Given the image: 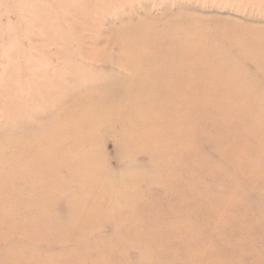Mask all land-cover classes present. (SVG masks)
Here are the masks:
<instances>
[{"label":"rangeland","instance_id":"obj_1","mask_svg":"<svg viewBox=\"0 0 264 264\" xmlns=\"http://www.w3.org/2000/svg\"><path fill=\"white\" fill-rule=\"evenodd\" d=\"M100 80L105 105L29 116ZM145 90L146 120L128 103ZM18 119L25 132L0 140V227L34 240L0 235V264H264V0H0V131ZM82 145L113 179L145 175L113 204L87 185L86 201ZM34 207L40 229L24 232ZM48 218L71 231L51 235Z\"/></svg>","mask_w":264,"mask_h":264},{"label":"bare ground","instance_id":"obj_2","mask_svg":"<svg viewBox=\"0 0 264 264\" xmlns=\"http://www.w3.org/2000/svg\"><path fill=\"white\" fill-rule=\"evenodd\" d=\"M244 33V32H243ZM245 34V33H244ZM247 35V34H246ZM245 37V35H243ZM129 81V80H127ZM104 81L100 80L98 81L97 83H94V81L90 84H93L94 87H97V86H101V88L103 89L100 94L95 97H92V98H89L87 95H81V91H74V92H65V93H62V92H57L55 93V95H44L41 99V102L42 104L39 103V106L37 107L36 105V108L33 112V114L28 115L29 116H32V119L33 118H40V116L42 115L43 118H46L47 120H57L59 121V119H61V117L59 115H64L63 117V120H68L69 117H67L66 113L69 112V111H66L67 109V105H69L70 107H74L76 105V103H78L79 101L82 102L83 106L86 105L88 107H91V106H100L102 103H104L103 101L105 100L103 97L104 94L108 91V90H112V88L114 87V84H110V83H103ZM119 85L121 88H124L125 86H127V82L123 79H119L115 85V87ZM229 86H231L230 83H228ZM175 87V85H174ZM173 87V89H174ZM128 90V89H127ZM84 91H88V88L85 89ZM130 92V91H129ZM131 93V92H130ZM63 94V95H62ZM108 94V93H106ZM145 94V95H144ZM32 95V94H31ZM30 95V96H31ZM131 96L130 98H128V95L126 97V95H122L121 96V101L117 103V106L119 109L120 106L124 105L123 102L125 100H127L128 98V103L129 104H132L134 106H136V111L138 112H141L139 113L140 116H144V120H146V118L148 116H150L151 114H149L147 111L145 112L144 109L148 110V108L152 111V108H154L152 106V99H150L148 97V95L146 94V90L143 92V93H140V96L139 95H129ZM136 96V97H135ZM32 97V96H31ZM171 97V96H170ZM71 99L70 103H68V100ZM191 100H194V97L191 96ZM105 105V103L103 104ZM151 107V108H150ZM66 108V109H65ZM144 108V109H143ZM39 109V110H38ZM50 111H49V110ZM32 110V111H33ZM132 110L133 107H132ZM142 110L144 112H142ZM31 111V112H32ZM122 115H126L125 114H122ZM41 116V117H42ZM82 116V111L79 113L76 111L72 114V120H77L79 121L80 120V117ZM128 116V115H126ZM25 117V116H23ZM22 118V117H21ZM23 119V118H22ZM22 119H18L17 120V123L13 124V126L9 127L8 130H5V131H0V140H3V139H8V140H11V139H14L16 137H18V135L22 132H25V125L23 123V120ZM96 119V118H95ZM97 120V119H96ZM27 121V120H26ZM94 121L92 119H90V122L89 123H93ZM142 122L144 123V121L138 119L136 120V122L133 124L134 125V128H136L137 130L141 127V124ZM89 123L87 125H89ZM2 124V123H1ZM176 124V123H175ZM144 126V125H143ZM151 127V126H150ZM152 128V127H151ZM73 129V128H72ZM40 130V127L37 125V127L35 129L32 130V135H36L37 131ZM153 131V130H152ZM159 132V131H158ZM63 133V132H62ZM61 134V133H60ZM78 135V132H75L74 135H73V140H74V143H76L75 145L78 146L80 144V141H76L75 142V139ZM40 136V135H39ZM78 144V145H77ZM83 147V148H82ZM79 146L78 148V153L79 154H82L83 151L85 150L86 154L87 155V158L86 156H84L86 159L84 161H81L80 163H77L76 166H78V168L76 167L75 168V176L80 180L79 183V187L78 188V191L80 193V195L84 196V198L88 199V195L83 194L82 191L85 190V188L87 187V185H91V186H96L97 188H99L100 191H102V193L104 194V196L108 197V203H112L115 202L116 198H124L122 196H120L119 194H126V191H129L130 189V186H131V181L134 180V178L136 177H139L141 175H145V173H142V174H138L139 171H135L134 169L133 170H130L128 171L127 173H125V175L122 177V178H116V179H113L111 176H108L107 174H105V172H103V169L101 170L100 167H98L96 161H94V157L90 156L89 154V149L82 145ZM124 149H127V148H130L129 147V143L127 144H124L123 145ZM83 150V151H82ZM82 151V152H81ZM240 151V149H239ZM245 151V150H244ZM241 152H242V149H241ZM222 153V152H221ZM229 153V151H228ZM240 153V152H239ZM241 154V153H240ZM236 155V153H235ZM234 155V157H235ZM63 156V154L61 155ZM223 156V155H222ZM40 158V156L37 154V155H34V158ZM202 158V157H201ZM37 160V159H36ZM57 164L60 163L59 160L55 159L54 160ZM155 162V160L153 159V163ZM253 163V162H252ZM256 163V162H255ZM251 164V163H250ZM249 164V165H250ZM258 165V164H257ZM3 164L0 165V174H3V171H4V168L2 167ZM256 167V166H254ZM99 168V169H98ZM250 168V167H249ZM257 168V167H256ZM259 168V166H258ZM159 170V169H158ZM259 170V169H257ZM158 172V171H157ZM169 174V173H168ZM171 174V173H170ZM172 175V174H171ZM252 177V176H251ZM36 180V179H35ZM37 182V181H36ZM39 183V182H38ZM52 184V183H51ZM58 186V185H57ZM61 186V185H60ZM129 186V187H128ZM87 190V189H86ZM117 190L120 191L119 194H117L116 192H118ZM61 191V190H60ZM64 191V190H63ZM116 191V192H115ZM87 192V191H86ZM73 193V192H71ZM65 197V196H64ZM67 198V197H66ZM67 200V199H66ZM11 203V202H10ZM86 203V202H84ZM231 203V202H230ZM13 205V203H11ZM50 204V203H49ZM88 204V203H87ZM86 204V205H87ZM228 204V203H227ZM53 205V203L50 205V207ZM14 206V205H13ZM81 206V205H80ZM226 206V205H225ZM5 210V209H4ZM40 210V214L43 216V217H47L48 213L46 211V209L44 208V206L41 207V209H38ZM83 210V209H82ZM81 210V211H82ZM35 211L37 212V210H35V207H34V210H33V217L31 218H34V213ZM92 212V211H91ZM107 213V212H106ZM28 217V215H26ZM92 216V215H90ZM50 217V216H49ZM34 219H32L31 221H28V225L25 226L23 229H25L24 232H35V231H38L40 228L37 224H34ZM47 220H49V227H48V232H51V235H55L56 233H58L59 231H61L63 229L70 232L71 229L69 227H67L69 224H71L73 222V220H69V222H64V223H61L60 225H58V221L54 220V219H51V218H48ZM179 220V219H178ZM156 221V220H155ZM94 222V221H93ZM186 223V222H185ZM188 223V222H187ZM87 224V223H86ZM95 224V223H94ZM118 224V223H117ZM128 224V223H127ZM249 225V224H248ZM117 228V227H115ZM119 228V227H118ZM161 228V226H160ZM168 228V227H167ZM194 228V227H193ZM22 229V227H21ZM22 229V230H23ZM130 229V228H129ZM192 229V228H191ZM197 229V228H196ZM239 229V228H238ZM84 230V229H83ZM117 230V229H116ZM134 230V229H133ZM237 230V229H236ZM240 230V229H239ZM238 230V231H239ZM18 229L16 228H12L10 226H6V225H3L0 227V235L1 236H4L6 237L4 240L5 242L4 245L6 246H10L11 244L14 245V244H20L21 247H24L25 249L27 247H29V245H31V242L32 240H34V238H29L27 236H19L18 235V243L17 242H13V241H10L8 239V235L9 234H12V233H22V232H17ZM21 231V230H20ZM131 231V230H130ZM83 232V231H82ZM133 232V231H132ZM136 232V231H135ZM134 232V233H135ZM105 233V232H104ZM16 234V235H17ZM61 234V232H59V235ZM108 234V233H107ZM137 234V233H136ZM43 235V234H41ZM105 235V234H104ZM226 236V235H225ZM62 238L65 239V237L61 236ZM71 238L70 235H68V237L63 240V241H56V242H60V243H65L68 241V239ZM220 238V237H218ZM55 239V238H54ZM50 242V241H48ZM94 242V241H93ZM137 243V242H136ZM76 248L79 246L80 248H75L76 250L78 249H81L82 247H84V249L86 248V246L83 244V243H75L73 244ZM107 245H105L104 247H106ZM235 247V246H234ZM23 249V248H22ZM74 249V250H75ZM106 249V248H105ZM110 249V248H109ZM144 249V248H143ZM24 250V249H23ZM145 250V249H144ZM25 251V250H24ZM68 251V250H67ZM175 251V250H174ZM173 251V253H174ZM19 252V251H18ZM81 252V254L83 255L85 252L84 251H79ZM87 253V251H86ZM163 253V252H162ZM21 254V253H20ZM44 254V253H43ZM165 254V253H164ZM63 255V254H62ZM66 255V254H65ZM80 255V254H79ZM81 255V256H82ZM107 255V254H105ZM22 256H25L24 253H22ZM77 256V254L75 255V257ZM84 256V255H83ZM91 256V255H90ZM89 256V257H90ZM116 256V255H115ZM212 256V253L211 255ZM106 257V256H105ZM103 257V258H105ZM197 257V256H196ZM38 258V257H37ZM68 258H71V257H68ZM50 259V258H49ZM200 259V258H199ZM212 259V258H211ZM34 260V259H33ZM42 260V259H41ZM96 260V259H95ZM103 260V259H102ZM205 260V259H204ZM86 261V260H85ZM92 261V260H91ZM191 261V260H190ZM195 261V260H194ZM199 261V260H198ZM196 262V261H195ZM194 262V263H195ZM206 262V261H205ZM25 263V262H24ZM197 263V262H196ZM200 263V262H199ZM37 264V263H36ZM93 264V263H92ZM190 264V263H189ZM193 264V263H192ZM203 264V263H202ZM209 264V263H208ZM228 264V263H227ZM230 264V263H229ZM232 264V263H231Z\"/></svg>","mask_w":264,"mask_h":264}]
</instances>
